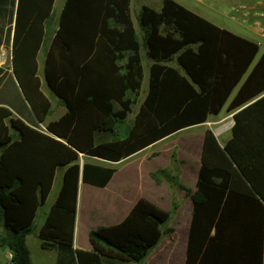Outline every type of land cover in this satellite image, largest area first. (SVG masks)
Wrapping results in <instances>:
<instances>
[{
    "label": "trees",
    "instance_id": "trees-1",
    "mask_svg": "<svg viewBox=\"0 0 264 264\" xmlns=\"http://www.w3.org/2000/svg\"><path fill=\"white\" fill-rule=\"evenodd\" d=\"M54 2L0 0V46L12 32L9 80L34 117H15L0 88V248L12 254L7 264H31L26 237L58 170L61 188L38 232L41 248L70 252L78 264L141 263L172 233L165 228L171 213L141 197L121 222L89 232L91 251L74 250L79 182L105 187L114 164L224 108L234 113L231 137L221 144L205 132L196 191L186 192L192 217L184 264H263L264 52L259 55L258 43L174 0H162L159 11L141 8V39L130 0H65L44 58V79L65 112L48 120L38 54ZM142 50L150 61L148 86L128 122L143 87ZM99 136L109 139L97 142ZM150 176L176 186L168 169Z\"/></svg>",
    "mask_w": 264,
    "mask_h": 264
},
{
    "label": "crops",
    "instance_id": "crops-1",
    "mask_svg": "<svg viewBox=\"0 0 264 264\" xmlns=\"http://www.w3.org/2000/svg\"><path fill=\"white\" fill-rule=\"evenodd\" d=\"M139 1L140 0H130V9L133 2ZM213 1L218 2L221 5V10L215 12L217 16L216 14L212 16V14L204 13L202 11L192 12L220 28L226 29L232 33L258 43L259 55H261L264 52V17L257 15V13L264 11V5L259 6L258 0ZM145 2H147V0H145ZM141 4L139 13L143 6L151 7L150 5H145V3ZM161 6L162 0H159L157 7L151 8L159 11ZM11 43L12 32L9 40L4 41L0 46V68L2 69L0 77L5 76V84L0 86V88H2L1 91L4 94V103L10 105L12 109L8 105L3 106L9 108L15 117L21 118L26 122H32L34 120L33 115L25 107H23L18 99L12 82L9 80L10 75H13L11 66ZM223 111H225V108L222 112ZM222 112L215 116H209L207 122L203 124L185 128L161 140L168 141L181 133H186L184 137L179 138L177 141L174 140V142L166 145V149L174 151L173 154H170V160L166 166L151 164V160H159L157 158L158 156L151 157L154 151L144 154L152 149L156 145L155 143L135 155L114 164L116 172L105 187L101 188L82 183L80 181L77 193L73 249L91 251L92 247L88 240V235L91 230L101 226L115 225L121 222L129 213L135 202L141 197L146 198L155 205L159 206L155 200L156 195H159L160 190L164 189L169 190L173 194L172 200L174 201L175 207L173 208V211L172 208L170 211L168 210L171 213L169 221V223L171 222V225L169 227L173 231L168 237L167 242L163 245H161L160 242L143 261H145V264H157L155 259L164 255L169 257V264H184L186 258L188 232L192 217V202L190 198L186 196V192L194 193L196 191L197 176L202 164V150L205 132L207 130H211L221 144H224L231 137V127L233 126L232 122L234 123V113H229V115L226 116L222 115ZM226 118H228V122L226 124L219 125ZM211 125H214V127ZM159 169H168L169 173L176 181V186L170 183L166 184L164 182H155L150 175ZM59 171L60 170H58L57 173ZM61 171L62 173L60 177L57 178L56 173L54 179L51 192L55 187L56 181H58V186L56 187V194L53 201L49 205L48 211L45 213L39 227L35 229L34 232L32 228V232L26 237V247L30 253L31 264H34L31 246H34L38 250L37 255L38 259H40L38 264H78L77 257L75 255L73 257L70 252H64L60 255L59 251L56 249H42L38 238V232L42 227L46 215L48 214L61 188L63 170ZM48 197L38 210L47 203ZM1 236L2 231L0 230V237ZM2 249H5V252L1 259L3 261H0V264H7L9 262V255H11V252L6 248ZM149 258L150 260H148ZM142 262L139 264H142Z\"/></svg>",
    "mask_w": 264,
    "mask_h": 264
},
{
    "label": "rangeland",
    "instance_id": "rangeland-1",
    "mask_svg": "<svg viewBox=\"0 0 264 264\" xmlns=\"http://www.w3.org/2000/svg\"><path fill=\"white\" fill-rule=\"evenodd\" d=\"M141 1V0H140ZM133 2L131 4V17L133 20V23L136 27L138 36L140 37V39L142 38V34H141V30L139 27V22H138V14H139V10L141 7V3H145V5H150L153 8H156L158 5V1L159 0H147V2H145V0H142L141 2ZM177 3H179L180 5L184 6L185 8L189 9L190 11H202L204 13H209L215 15L216 11H220L221 10V5L218 2H215L213 0H174ZM65 0H55L53 8H52V13L50 15V17L48 18L47 22H46V30H45V36H44V41L42 44V47L39 51L38 54V75L40 77L41 80V84H42V90L44 92V94L47 96V98L49 99V101L51 102V113L48 116V120H55L57 118H59L64 112H65V107L63 105V103L56 97L54 96L51 91L49 90L45 79H44V58H45V54L47 52V49L49 47V43L51 41V38L53 36V34L56 31L57 28V23H58V19L61 13V10L63 8ZM217 16V14H216ZM142 57H143V65H144V81H143V87H142V91L141 94L139 96V98L137 99V103L135 105L132 106V113L129 115L128 117V122H130V120L133 119L134 113L136 112V110L139 107L140 102L142 101L144 95H145V90L147 89L148 86V66L150 64V61L146 58L144 51L142 50ZM259 57V56H258ZM172 65H176L175 61L172 62ZM222 115H226L228 116L229 113L226 111L222 112ZM228 122V118H226L222 123H220L219 125H223L226 124ZM212 127H214V125H211ZM186 135V133H181L180 135H177L171 139H169L168 141H159L156 143V145L150 149L149 151L145 152L144 154H148L152 151H154V153L152 154L151 157H156L159 160H151V164L155 165V164H160V165H168L169 160H170V154H173L174 151L172 150H168L166 149V145H168L169 143H172L175 141H177L179 138L184 137ZM105 139H109V138H102V137H98L97 142L101 141V140H105ZM158 150V151H155ZM62 171L60 170L57 173V178L60 177ZM163 182H165V179H162ZM161 182V183H163ZM58 186V181H56L55 183V187L53 189V191L51 192V194L48 197L47 203L38 210V214L36 219L34 220L33 223V232L35 229H37L39 227V225L41 224L45 213L48 211L49 209V205L50 203L53 201L55 194H56V187ZM172 199H173V194L169 191V190H164L161 189L159 195H156V202L158 203V207H160L161 209L165 210V211H170V209L172 208ZM171 225V222L167 224V226H165V228H170L169 226ZM170 235H165L162 240H161V245H163L164 243L167 242L168 237ZM31 252H32V259H33V263L34 264H38V261H40V259H38V250L34 247L31 246ZM5 252V249L0 248V261L3 254ZM150 260V258L148 259ZM157 264H169V257L168 256H161L155 259ZM148 262V261H146ZM142 264H145V261L142 262Z\"/></svg>",
    "mask_w": 264,
    "mask_h": 264
},
{
    "label": "built area",
    "instance_id": "built-area-1",
    "mask_svg": "<svg viewBox=\"0 0 264 264\" xmlns=\"http://www.w3.org/2000/svg\"><path fill=\"white\" fill-rule=\"evenodd\" d=\"M258 2H259V3H258L259 6H263V5H264V4H263V3H264L263 0H258ZM246 11H248V10H246ZM257 15H261L262 17H264V11H262V12H260V13H257ZM11 259H12V254L9 255V262L11 261ZM9 262H8V263H9Z\"/></svg>",
    "mask_w": 264,
    "mask_h": 264
},
{
    "label": "water",
    "instance_id": "water-1",
    "mask_svg": "<svg viewBox=\"0 0 264 264\" xmlns=\"http://www.w3.org/2000/svg\"><path fill=\"white\" fill-rule=\"evenodd\" d=\"M14 75V74H13ZM15 78V77H14ZM15 81H16V83H17V80H16V78H15ZM46 82V81H45ZM47 84V83H46ZM17 85H18V83H17ZM18 87H19V85H18ZM19 89H20V87H19ZM20 91H21V89H20ZM22 93V92H21ZM23 95V94H22ZM232 124H233V122H232Z\"/></svg>",
    "mask_w": 264,
    "mask_h": 264
}]
</instances>
